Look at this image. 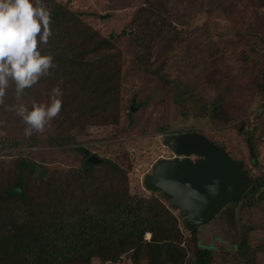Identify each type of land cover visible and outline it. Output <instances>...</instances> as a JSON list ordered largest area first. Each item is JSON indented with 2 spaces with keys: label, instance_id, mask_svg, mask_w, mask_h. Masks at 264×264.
<instances>
[{
  "label": "trees",
  "instance_id": "trees-1",
  "mask_svg": "<svg viewBox=\"0 0 264 264\" xmlns=\"http://www.w3.org/2000/svg\"><path fill=\"white\" fill-rule=\"evenodd\" d=\"M44 3L51 12L52 36L40 49L53 56L56 67L25 89L19 100L10 82L0 105V120L9 117L7 109L11 106L23 103L30 107L32 100L48 103L52 88L59 86L62 108L51 121L66 124L69 130L55 136L34 131L30 137L0 140V152L30 150L11 155L10 161H0V264H117L125 258L131 264H258L264 247L252 246L249 234L254 231L255 213L261 211L263 176L248 172L252 186L235 204L241 220L237 250L214 252L200 247L198 229L189 232V238L185 236L181 219L161 192L150 185V176L143 195L134 194L130 163L100 158L99 164L90 163L93 153L78 146L76 136L69 133L78 130L85 134L89 127H78L82 120L90 126L119 123L123 91L119 37L103 36L81 15L55 0ZM260 41L264 43V38ZM150 69V75L165 82L166 89L158 87L156 94L174 91L175 103L185 104L184 116L189 117L193 110L186 106L189 92L182 86L167 90L170 83L162 75L163 67ZM216 72L209 75V83L217 88ZM133 101L136 106L130 117L134 109L148 104ZM196 116H207L224 125L232 121L218 98L201 102ZM12 125L5 123L1 129ZM168 128L159 131L166 133ZM245 139L253 157L254 142L260 136L248 132ZM43 145L74 155L77 165L64 170L40 163L34 150ZM252 162L255 166V159Z\"/></svg>",
  "mask_w": 264,
  "mask_h": 264
},
{
  "label": "rangeland",
  "instance_id": "rangeland-1",
  "mask_svg": "<svg viewBox=\"0 0 264 264\" xmlns=\"http://www.w3.org/2000/svg\"><path fill=\"white\" fill-rule=\"evenodd\" d=\"M55 1L81 15L103 36L119 37L117 45L123 64L119 123L90 126L82 120L78 127H89L87 132L80 134L75 130L69 134L76 136L78 146L102 160L130 163V188L134 194L143 195L144 183L157 162L175 157L167 145L169 137L190 132H198L217 146H224L230 157L243 162L244 169L254 177H264V43L260 41L264 38V0ZM152 66L163 67L162 75L170 83L167 90L182 86L189 92L186 106L193 109L189 117L184 116L185 104L175 103L174 91L170 89L168 94L161 90L156 94L158 87L165 88V82L149 74ZM214 70L217 88L209 83ZM215 98L226 106L231 117L227 125L207 116H196L201 102ZM133 99L148 104L134 109L130 117L136 106ZM8 115L0 120V140L23 138L25 123L16 113L8 111ZM5 123L13 125L3 130L1 126ZM165 126H169L166 133L159 131ZM67 129L66 124L50 121L43 132L55 136L61 130L68 134ZM248 132L260 136L254 142L253 157L245 139ZM26 151L30 150H2L0 161H10L11 155ZM34 151L37 160L51 168L67 170L77 165L74 155L47 145ZM259 206L261 211L254 215V231L249 240L252 246L264 247V197ZM237 210L235 204H229L211 223L199 228L200 247L214 252H235L241 222ZM175 214L179 216L177 211ZM181 227L189 238L182 219ZM257 261L264 264V252ZM117 264L131 263L125 258Z\"/></svg>",
  "mask_w": 264,
  "mask_h": 264
},
{
  "label": "water",
  "instance_id": "water-1",
  "mask_svg": "<svg viewBox=\"0 0 264 264\" xmlns=\"http://www.w3.org/2000/svg\"><path fill=\"white\" fill-rule=\"evenodd\" d=\"M167 145L175 157L157 162L149 183L179 213L188 232L211 223L252 186L244 163L198 132L169 137ZM100 162L97 156L90 158L92 165Z\"/></svg>",
  "mask_w": 264,
  "mask_h": 264
},
{
  "label": "clouds",
  "instance_id": "clouds-1",
  "mask_svg": "<svg viewBox=\"0 0 264 264\" xmlns=\"http://www.w3.org/2000/svg\"><path fill=\"white\" fill-rule=\"evenodd\" d=\"M51 20L44 0H0V105L4 103L10 82L14 83L19 100L25 89L56 67L53 56L40 49L52 36ZM62 95L60 87L55 86L49 93L48 103L32 100L30 107L20 103L7 110H14L23 120L24 134L30 137L34 131L43 132L59 115Z\"/></svg>",
  "mask_w": 264,
  "mask_h": 264
}]
</instances>
